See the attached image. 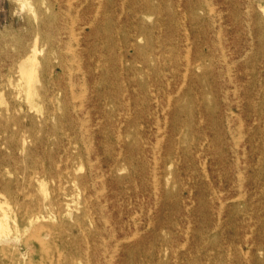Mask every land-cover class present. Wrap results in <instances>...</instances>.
<instances>
[{
  "label": "rangeland",
  "instance_id": "374dc122",
  "mask_svg": "<svg viewBox=\"0 0 264 264\" xmlns=\"http://www.w3.org/2000/svg\"><path fill=\"white\" fill-rule=\"evenodd\" d=\"M151 1H164L170 15L163 17L164 24L156 23L153 15L145 17L152 28L146 39L155 42L160 35L167 50L158 53L154 43L152 50L141 52L148 59L147 74L138 77L146 82L144 104L138 87L129 86L126 78L116 81L117 100L107 106L113 126L112 156L118 167L113 173L115 181L98 179L95 190L91 180L86 182L87 209L99 223L93 225L89 217H79L83 196L76 184L44 177L40 186L30 178L34 196L42 205L41 214L51 215L47 223L56 226L59 222V207L50 202L52 192L61 185L70 196L61 193L58 204L64 210L67 202L72 216L90 232L81 238L72 231L78 242L72 251L43 233L42 238L54 245L50 261L24 258L25 252H32L30 245H24L32 230L27 220L16 217L12 192L25 186L10 185L6 192L0 188V202L7 213L4 219L0 213V264H264V0H201L202 6L197 0ZM2 3L0 60L5 49L14 52V46L6 48L4 40L9 43L14 33L11 40H18L17 32L28 30L26 18L33 21L34 7L42 10L45 6L43 0ZM154 24H160V33ZM146 39L136 40L137 46L142 48ZM78 63L71 64L75 68ZM71 76L75 84L69 92L75 97L67 108L60 103H41L35 97L31 108L22 101L21 108L6 111L0 104V115L9 120L33 116L35 139L44 135L41 120L48 115L47 129L58 128L45 136V141L61 144V155L66 149L76 158L81 126L64 123H83L94 112L84 101L92 93L82 85L83 75L74 70ZM12 79L16 83V71ZM51 111L55 115H49ZM65 111L72 117L67 118ZM11 129L0 134V142L10 139L17 126ZM14 136V141L20 142L19 133ZM130 142L137 148L126 150ZM1 154L14 160L15 168H26L30 177L34 176V163L47 164L41 155L30 157L18 147L3 145ZM69 164L77 166L78 160ZM101 165L105 171L106 165ZM12 169L9 163L0 166V177L12 179ZM62 220L73 222L71 217ZM56 231L52 229L54 236ZM69 233L64 230L61 234L68 238Z\"/></svg>",
  "mask_w": 264,
  "mask_h": 264
},
{
  "label": "bare ground",
  "instance_id": "6f19581e",
  "mask_svg": "<svg viewBox=\"0 0 264 264\" xmlns=\"http://www.w3.org/2000/svg\"><path fill=\"white\" fill-rule=\"evenodd\" d=\"M43 2L45 3L44 9L41 10L39 7H34L33 21L26 18L25 25L28 30L18 31L16 34L18 35L17 38L19 37L18 40H11L15 33L11 35L9 43L4 40L6 48H8L9 44L14 46V52L9 53L5 49L4 55L0 60V104L6 106V111L11 107L21 108L22 101L31 108L35 97H38L41 103L51 105L60 103L67 108L72 98L75 97L69 92L70 87L75 84L72 82L71 72L78 70L83 75L82 85L89 88L92 93L84 101L94 112L91 114L92 118L89 120L85 119L83 123L74 120L64 123L68 127H74L78 124L79 127L81 126L80 134H78L79 137L77 138L80 147L76 158L68 155L66 149H64V154L62 153L61 155L58 151L61 144L59 145L57 142L48 144L45 141L44 137L54 133L53 130L56 131L58 128V126H56V129L55 127L54 129L51 128L52 131L47 129L48 115H43L42 117L40 131L44 135L38 139L33 138L37 128L36 120L33 116L25 114L20 119L12 118L9 120L0 115V134L10 132L9 130H12L11 126H17L16 131L11 132L10 139L8 137L3 138L5 141L0 142V166L9 163L13 167L12 173L14 175L12 179L0 177V188L6 192L10 185L25 186V188L17 192H12L14 195L10 194L15 202L16 217L20 220H27V226L32 230L24 242L27 248L28 245L31 246L32 252L30 254L25 252L22 256L24 258L36 256L40 260L50 261L54 252V245L48 240H44L41 234L44 233L46 236L53 237V239L55 237L63 249L72 251L75 248L77 249L78 245L73 232H77L78 236L84 238L90 231L88 232L85 225L78 221V217L72 216L71 206L67 202H65L66 207L64 210L58 204V197L61 193L64 197L70 196V192L60 188L61 185L59 183V189L52 192L53 197L50 202L51 205L59 207L56 213L57 217H59V222L56 226L47 223L45 220L47 218L50 219L51 215L49 213L41 214L42 205L40 199L34 196L31 179L39 182L40 186L44 177L61 183L64 179L65 184H76L79 193L83 196L81 202L83 207L80 210L81 214L79 217H89L93 225H96V222L99 223V220L96 221L93 215L89 213L85 195L88 190L86 184L88 180H91L94 184L92 185L94 190L97 187H95V182L98 179L105 178L108 183L115 181L113 173L118 167L112 156L111 132L113 126L109 120L110 112L107 111V106H113L117 100V93L114 89L116 88V81H122L125 78L129 86L134 85L142 91L144 97L141 105L147 101L145 99L147 95L146 82L138 81V77H144L147 74L145 67L148 59L141 52L151 49L154 43L158 53L166 52L167 47L160 35L155 37V42H149L146 39L149 36L148 34H151L152 28L145 23L144 18L153 15L156 23H163V17L170 15V12L166 11L164 1H157L156 4L151 0H43ZM196 2L201 6L203 5L201 0ZM22 5L24 6V4ZM127 5H130L128 12L125 11ZM0 10H3L2 0H0ZM262 15L264 16V9H262ZM76 24L80 25L77 29L75 28ZM155 25L158 27H154V29L160 33V24ZM140 37L146 39L142 48L136 44V40ZM50 58H55L57 62L51 63ZM72 62L79 63L74 68L71 64ZM137 65H140V67ZM39 67L41 72L38 74ZM14 71L17 72L16 83L12 79ZM38 83H40L39 88L36 86ZM6 86L10 87V90H6ZM82 96L85 95L83 94ZM79 99L82 100L83 98ZM133 100L134 97L130 98V101ZM0 112L3 113V110H0ZM65 113L67 118L72 117V113L68 111H65ZM50 114L55 115V112L51 111L49 112ZM100 118L104 119L105 122L98 121ZM5 121L9 123L8 126ZM3 123L4 125H2ZM62 124L63 122L61 123L60 121L59 125ZM235 127L237 126L235 125ZM16 133H19L20 142L18 143L14 141ZM3 145L7 148L18 147V149L23 151V154L25 153V155L30 157L37 158L41 155L46 159L47 164L34 163V176H27L26 168H15L14 160L1 154V146ZM133 148H137L134 142L126 145V150ZM74 159L78 160L77 166L69 164ZM60 163L63 164L62 168L59 166ZM102 163L106 165L105 171H101ZM129 164L133 168V161L129 160ZM83 170L84 173L82 175L77 174V172H82ZM133 170L135 171L134 168ZM19 174L23 177L19 178ZM96 199L98 198L96 197ZM25 207L29 211L27 209L24 210ZM0 213L3 219L7 217L6 210L1 202ZM64 217H71L73 222H64L62 220ZM52 229L57 230L56 236L53 235ZM64 230L70 232L68 238L62 235ZM105 251L107 250L105 249Z\"/></svg>",
  "mask_w": 264,
  "mask_h": 264
}]
</instances>
